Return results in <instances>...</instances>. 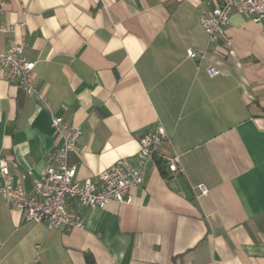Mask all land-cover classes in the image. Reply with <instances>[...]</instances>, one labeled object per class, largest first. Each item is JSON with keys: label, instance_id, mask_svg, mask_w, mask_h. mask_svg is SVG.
I'll use <instances>...</instances> for the list:
<instances>
[{"label": "crops", "instance_id": "1", "mask_svg": "<svg viewBox=\"0 0 264 264\" xmlns=\"http://www.w3.org/2000/svg\"><path fill=\"white\" fill-rule=\"evenodd\" d=\"M1 1L14 31H0V52L23 41L50 110L81 128L69 155L79 180L121 156L135 165L137 138L158 126L173 138L160 151L178 154L183 172L153 159L130 202L68 200L81 229L26 222L0 193V264H87L86 254L94 264H264V22L231 13L232 53L217 57L199 23L214 0ZM188 48L222 73L208 76ZM59 144L49 109L0 69V156L14 162L13 182L29 190Z\"/></svg>", "mask_w": 264, "mask_h": 264}, {"label": "built area", "instance_id": "2", "mask_svg": "<svg viewBox=\"0 0 264 264\" xmlns=\"http://www.w3.org/2000/svg\"><path fill=\"white\" fill-rule=\"evenodd\" d=\"M2 9L3 3L0 0V13ZM233 12L246 16L253 22H264V0H214L210 9L201 12L200 26L207 34L208 42L214 44L211 52L217 57L232 53L231 42L224 31ZM0 31L13 32L14 26L0 22ZM24 45L23 41L15 38L10 40L0 52V69L7 80L16 83L22 92L36 97L49 109L51 126L60 138V144L53 150L49 163L33 181L29 190L23 188L20 183L13 182L10 166L14 165V162L0 156V193L6 205L19 211L23 220L43 222L47 228L81 229L82 216L78 211L67 208L68 200L92 208H105L111 202H130V189L144 183L147 164L153 159L170 172H183L178 154L160 151L162 145H172L173 138L162 126H158L153 130H145L137 138L135 165L126 156H121L104 170L79 180L76 177L77 166L69 162V155L80 152L81 128L79 124L67 123L61 115H56L50 110L43 95L36 88L33 78L35 61L24 56ZM186 55L196 60L197 64L206 62L205 71L208 76L222 73L219 68L208 62L207 51L188 48ZM196 188L199 190L197 196L207 194V189L202 184Z\"/></svg>", "mask_w": 264, "mask_h": 264}, {"label": "trees", "instance_id": "3", "mask_svg": "<svg viewBox=\"0 0 264 264\" xmlns=\"http://www.w3.org/2000/svg\"><path fill=\"white\" fill-rule=\"evenodd\" d=\"M85 260H86L87 264H94V260H93L92 256L89 254L85 255Z\"/></svg>", "mask_w": 264, "mask_h": 264}]
</instances>
